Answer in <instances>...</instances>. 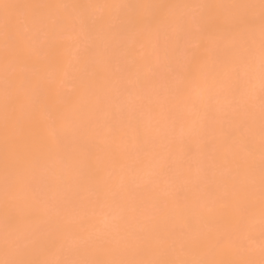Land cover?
Masks as SVG:
<instances>
[{
    "label": "bare ground",
    "instance_id": "obj_1",
    "mask_svg": "<svg viewBox=\"0 0 264 264\" xmlns=\"http://www.w3.org/2000/svg\"><path fill=\"white\" fill-rule=\"evenodd\" d=\"M0 264H264V0H0Z\"/></svg>",
    "mask_w": 264,
    "mask_h": 264
}]
</instances>
